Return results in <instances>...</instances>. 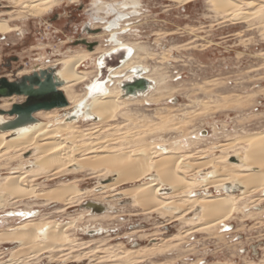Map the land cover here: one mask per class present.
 Segmentation results:
<instances>
[{"label":"rangeland","instance_id":"374dc122","mask_svg":"<svg viewBox=\"0 0 264 264\" xmlns=\"http://www.w3.org/2000/svg\"><path fill=\"white\" fill-rule=\"evenodd\" d=\"M94 1L64 0L52 10L36 16L22 4L12 5L2 0L0 19L9 18L13 32L6 36L0 34V77L17 79L23 76L22 71L31 74L40 66L50 65V61L60 70L62 65L56 63L57 59L64 57L63 54L74 56L79 51L83 54L95 52L101 41L105 44L104 30L101 33L99 28H92ZM111 1L114 2H103ZM138 1L141 2L139 14L131 17L133 20L127 24L133 28L127 30L126 37L129 36L130 43L141 42L145 51H149L147 55L145 52L140 54H145L144 63L149 70L155 67L157 72L165 73L169 77L170 88L161 101L130 105L114 120L101 122L96 116L91 121L77 122L78 136L80 131L93 134L76 140L70 137L75 150L89 147V150L81 152L83 155L79 153L77 163L72 166L59 171L46 166L47 169L37 163L36 149L17 153L14 161L7 156L0 158L1 184L5 183L2 178L12 174L32 176L26 183L32 191L30 196L22 197L0 189V235L24 229L29 223L43 226L37 231L41 236L46 226H73L67 229L72 242L65 245L48 242L51 245L42 244L40 251L28 247L29 244L22 240L0 241V264H264V190L244 197L240 206L245 208L234 211L224 224L208 225L202 216L203 208L194 206L191 201L183 202L181 207L176 201L169 204L172 208L167 205L149 212L138 206L128 192L123 193V190L146 180H156L159 176L155 172L144 178L145 181L120 183L117 170L94 165L100 156H110L120 150L128 152L141 145H150L156 150L155 146L161 143L169 149L179 141V146L187 145L176 151L187 155L184 165L188 167L217 157L216 161L226 165V162L243 157L246 144L239 140L250 133L264 131V0H242L244 11L241 10V16L244 18L241 23L225 17L226 13L212 6L208 0L188 4L170 0ZM80 40L98 45L90 51L86 45L77 44ZM83 69L93 70L94 66L86 65ZM91 81L78 85V95L87 91L86 85ZM5 99L9 98H3L0 105ZM20 101L18 98L17 102ZM64 113L59 112V115ZM36 117L40 122L45 121ZM56 117L60 119V116ZM198 134L208 138H194ZM230 144L235 147L232 149ZM230 154L238 156L228 159ZM22 159L26 160L23 168L20 167ZM212 169L208 166L197 177L201 179ZM195 172L196 167L189 168L188 177L195 176ZM65 183L84 194L76 193L70 200L50 199L43 195L45 191ZM170 184L164 182L159 193L171 194L173 187ZM205 187H199L196 194H204ZM244 189L236 185L231 193L241 194ZM208 190L211 195L226 193L224 189L217 190V184L209 185ZM90 203L104 204L107 211L93 212ZM13 211H27L35 216L28 218L27 222L20 214V217L11 215Z\"/></svg>","mask_w":264,"mask_h":264},{"label":"bare ground","instance_id":"6f19581e","mask_svg":"<svg viewBox=\"0 0 264 264\" xmlns=\"http://www.w3.org/2000/svg\"><path fill=\"white\" fill-rule=\"evenodd\" d=\"M6 1H8L12 5L22 4L24 6V8L25 7L28 8L29 10L32 11L33 15L37 16V15H40L41 13L52 10L58 3H61L64 0H25V1H23V0H6ZM116 1H118V0H116ZM170 1L179 2L182 4H188V3L194 2L196 0H170ZM208 1L212 4V6L218 8L220 10H223L226 13L225 17L231 18L235 23H241V19L244 18V16H241V10H242L241 6L244 3V1H242V0H208ZM250 1H252V0H250ZM247 2L249 4V1H247ZM255 2H257V1H255ZM255 2H253V3H255ZM131 3H132L131 7L133 8L134 11L127 14V13H123V11L120 10L122 8L126 9V8L130 7V6L126 5L124 2L119 1V2H112V3H106V4L105 3L103 4L101 1H94L93 2V9H95V10H94V15L92 16V20H93V25L96 24L94 26V28L100 29L102 27V25H104L102 29L104 30L103 32H105V36L107 37L105 39V44H107L109 47L107 45H105L103 41H101L100 45L95 48V52H86V54L85 53L83 54V53H81V51H79L74 56H70L66 53V54H63L64 57L62 59H57L58 62L56 64L62 65L60 70H58V74H59L60 78L64 81V84L59 87V90H61L66 95V97L68 98V100L70 102L69 105L66 107H62V108H54L51 110H45V111L37 112L35 114V116H38L39 118H41L45 121L40 122V120H39L38 123L31 125V126H28V127L24 128L23 130H21L20 133H18L16 136H12L11 131H8V132L0 131V158L3 156H7V157H9V160L14 161V158L15 157L17 158V156H15V155H18L17 153L24 154L29 150L36 149L35 154L37 155V159L39 160L37 162L38 164L40 163V165H42V166L51 167L50 168L51 170L55 169V170L59 171V169H62L64 167H69V166L76 164L77 163L76 157L79 155V153L81 155H83L81 152H85V151L89 150V147L79 149V150H75V147L73 146V144H70L71 142H73V141H71V142L69 141L71 139L70 137H72V140H76L77 138L80 139V137L81 138L82 137L88 138L89 135L93 134V133H84L83 131L82 132L80 131L79 136H78L79 131L76 134V129H75V126H76L75 124L77 122H79L80 120L91 121L96 116L99 117V121L106 122V121H109L112 119L114 120V118L118 115V113L120 114L122 111H123V113H125L124 109L130 105L138 104V103L144 102V101H146L147 103L155 104V103L161 101L160 99L164 96L165 92L170 88L168 86V78L169 77L167 75H165V73L162 74L161 72H157L155 70V67L153 69L151 68L149 70L148 67L146 66V64L144 63L145 59H146L145 54L147 55V53H149V51L148 52L145 51V48L140 45L141 42L137 43L138 42L137 41L136 43H134V42L130 43L128 41V38H127L129 36L127 35V37H126L127 29L122 30V28H127V27L130 29L133 28V26H129L127 24L133 20V18H131V17L138 16V14H139L138 9L140 8V4H139L140 1L131 0ZM0 4H2V0H0ZM99 4L102 5V8L97 7ZM250 5H251V3H250ZM262 6H264V4H262ZM119 7H120V9H119ZM242 11H244V10H242ZM256 12L258 13V11H256ZM242 13L244 14V12H242ZM253 13H255V12H253ZM101 14H104V15L101 16ZM117 14L120 15L121 18L113 19ZM9 23H10L9 18L8 19H0V34L2 36L12 34L13 28H11ZM121 26H122V28H121ZM122 34H125V35H122ZM92 41L93 40H89V42H92ZM125 47H130L133 49L132 57H130L128 60H126V62L122 66L117 67L111 71V73L109 74V77H108L109 78L108 82H105V81L99 79V77H100V69H99V64H100L99 58H100V56H102V54L108 53V52L115 50L117 48H125ZM142 52L143 53L145 52V54L140 55ZM96 58H97V61H96L97 66L95 65L93 70H88V69L84 70L83 69V67L86 65L90 66L91 64H94ZM164 59H166V58H164ZM90 60L92 61L91 64H86ZM51 62L52 61H50V65H46L44 67L40 66L39 68L45 69V68H48V66L51 67L52 66ZM44 65H45V63H44ZM135 68H142V70L144 71L145 77L150 79L153 82L152 86H151V90L144 97L124 98L122 96V89L120 87V84L123 80L128 79V78H132V76L134 75V69ZM26 73H27V71H22L21 75L26 74ZM86 80H92V81L88 85H86L87 91H85L81 95L80 94L78 95V93H77L78 85L85 83ZM18 98H20V97L14 96L12 98L5 99V100L11 101L12 103L4 100L2 105H0L1 106L0 109L9 110L8 109L9 106L11 104L17 102ZM2 99H0V101ZM20 99L23 100L24 97H21ZM140 99H144V100H140ZM136 100H138V101H136ZM62 111L65 112L64 115H59V112H62ZM167 112H170V111H167ZM75 115L77 117L73 119L72 117ZM162 115H164V114H162ZM56 116H60V119H56L57 118ZM127 118H129V117L127 116ZM128 121L130 122L131 119ZM107 125H109V124H107ZM93 129H95V128H93ZM164 129H165V127H164ZM166 131L168 132L167 128H166ZM213 131H214V129H213ZM66 133H69L70 135L65 136ZM194 138L202 140V139H206L208 137H203V136L198 134V136L196 137V135H195ZM190 140H192V139L190 138ZM195 141H197V140H195ZM239 141H244V143L246 144L245 145L246 147L244 150L245 154H243V157L238 158L236 161L226 162L225 163L226 165L221 164L222 162L220 163V162L216 161V159H218V157L215 160L208 158L209 160L206 159L205 161L200 162L199 165H197V166H194V165L191 166L194 169L196 167V171H197V173L195 172L196 175L193 177H188V175H187L189 168H191V167H188V165L186 166V164L184 165V161H185L184 157L186 154L182 155L176 151L179 149H184L183 147L187 146L186 144H184V145L181 144V146H179L180 141L175 142L173 145L169 146V149L167 148L165 143L164 144L159 143L160 145H156L155 146L156 150H153V147L150 145H141L140 144L141 146H139V147L136 145L138 148L135 150H132V151L127 152L124 150H120V151H118V153H115V154L113 153L110 156H108V155L100 156L94 162V165L95 166H102V167L103 166L110 167V168H114L115 170H117V172H119V182L120 183L132 181V180H141V179H143L145 181L144 178L151 176L155 172L156 175L159 176V178H157L156 180H148V181L146 180V182H143L137 186H134L130 189L123 190V193L128 192L127 193L128 195H131L134 197L135 202L139 204L138 206L141 205L143 208H145L149 212L150 211L155 212L156 210H161L162 208H164L165 206H167L171 203L175 204L176 201H177V204L179 207H181L183 205V202L191 201V202H193L194 206H199V207L203 208V210H202L203 215L202 216H203V218L206 219L208 225L224 224L226 222V220L233 214L234 211H238L244 207V206L243 207L240 206V202L243 200L244 197L248 196L249 194H253L255 192L257 193L259 191L264 190V131L250 133V134L244 136ZM152 142H154V141H152ZM173 142H174V140H173ZM139 143H141V142H139ZM192 143L194 144V142H192ZM237 143H239V142L237 141ZM187 144H188V142H187ZM75 146L78 147L80 145L78 144V146L77 145H75ZM229 146L232 149L235 147V145H231V144ZM189 149H192V148H189ZM208 156H210V155H208ZM237 156L238 155L233 154L231 156H228V159L231 157H237ZM33 158H34V156H33ZM187 158L189 159V157H187ZM228 159H226V160H228ZM6 160H8V159H6ZM89 161L87 160V163H89ZM29 162L30 161H28L27 163L29 164ZM189 162H190V160H189ZM25 163H26V160L24 162L22 159V163H20L21 166L20 165L19 166L21 168H23ZM90 164L93 165V163H90ZM187 164H189V163H187ZM42 166H41V168H45ZM87 166H89V165L87 164ZM208 166L213 168L212 171H208L206 173L207 174L206 176H203L201 179H199V177H197V175L201 174V172H202L201 170L207 169ZM3 168H4V166H3ZM254 168H258V170H254ZM47 169H45V170H47ZM19 170H22V169H19ZM38 170H39V168H38ZM41 170L45 171L44 169H41ZM81 170H83V169L81 168ZM32 171L33 170H31V172ZM71 171L72 170H70V172ZM17 172H19V171H17ZM50 172H52V171H50ZM193 172H194V170H193ZM212 172H215V175ZM38 174H39V172H38ZM52 174H51V176H53ZM25 175H26L25 173H22L19 175L12 174V175L7 176L6 178H2V179H5V183L4 184L0 183V189H2V190L4 189L8 192H11V194H14V193L20 194V195H22V197L23 196H30L32 191H30V189L27 188V186H28L27 182L29 181L27 178L32 177V176L28 177ZM54 176L56 177L57 175H54ZM164 182H171L170 185L173 187V191L171 194L166 195V194L159 193L160 189L162 188L161 185ZM30 183H31V181H30ZM212 184H217V190L224 189L226 191V193L225 194H218V195L209 194L208 193L209 192V190H208L209 185H212ZM3 185H5V187H3ZM236 185L245 187V189L242 191L241 194L231 193L235 189ZM201 186H207V188L205 187V191H204L205 193L201 194V192H200V195H197L196 194L197 189H199V187H201ZM30 188H31V186H30ZM76 193H80V194L83 193L84 194L83 191H81L79 189L75 190L73 187H70L68 184L65 183L64 185H61V187L45 191V193L43 195L47 196L50 199H58V200L59 199H62V200L67 199V200H70V199H73V197ZM184 196L186 198H184ZM38 199H40V198H38ZM15 200H17V199H15ZM49 201H51V200H49ZM49 201H48V203H50ZM46 202H47V200H46ZM52 202H53V200L51 201V203ZM54 202H56V201H54ZM64 203H67V202H64ZM253 203H254V201H253ZM255 203H257V202H255ZM242 204H244V203H242ZM248 204H247V207H248ZM178 206H176L177 210H178ZM170 207L172 208V206H170ZM182 210H183V207H182ZM188 210H190V209H188ZM191 211H192V209H191ZM194 211H195V209H194ZM162 213H164V212H162ZM183 213H184V211H183ZM10 214L13 216L14 215L19 216V214H20V216L24 217L26 220L28 218H31L32 216H35V215H33V213L27 212V211H25V212L24 211H21V212L13 211ZM173 217H174V215H173ZM31 221H32V219H31ZM27 222H28V220H27ZM196 222H194V223H196ZM199 223H200V225H203L202 224L203 222L202 223L199 222ZM34 224L35 223H29L24 229H21L18 231H14V232H10V233L4 232L3 234L0 235V241H3V243H4L5 241L6 242H15V241L17 242L19 240H22L23 243L29 244L28 247L31 246V248L35 251L42 250L43 249L42 244L47 243V245H51V244H48V242H51L52 244L58 243V244H62V245H65L68 242L69 243L72 242V240L69 238V235L67 233V229L70 227V224H65V225L60 226V227L59 226L58 227L46 226V227H44L45 233L41 232V234H43L42 236L39 235L37 233V231L39 230V228H42L43 226L38 227L39 224L38 225H37V223H36V225H34ZM183 224H185V223H183ZM72 227H70V229ZM208 228H209V226H208ZM208 228H207V230H208ZM211 228H213V227H211ZM47 245L45 247H47ZM20 248H22V247H20ZM145 251H147V250H145ZM154 252H156V251H154ZM14 253H15V251H14ZM147 254H148V252H147ZM147 254H146V256H147ZM85 256L86 255H84V257ZM118 256H120V255H118ZM8 264H13V263L11 262ZM214 264H224V263H214Z\"/></svg>","mask_w":264,"mask_h":264},{"label":"water","instance_id":"95a60500","mask_svg":"<svg viewBox=\"0 0 264 264\" xmlns=\"http://www.w3.org/2000/svg\"><path fill=\"white\" fill-rule=\"evenodd\" d=\"M115 18L119 19L121 16L117 14L113 19ZM99 30L102 32L103 29ZM77 44L86 45L90 51L98 45L88 43L86 40H80ZM132 55L133 49L130 47L117 48L102 54L99 58V79L108 82L111 71L122 66ZM152 83L145 77L142 68H135L132 78L125 79L120 84L122 96L124 98L144 97L151 90ZM63 84L64 81L60 78L55 66L25 74L17 81L0 78V99L14 96L27 98L25 103H14L9 110H0V131H11L12 136H16L24 128L39 122L35 116L37 112L68 106L70 103L68 98L59 90ZM31 102L33 103L30 104ZM76 117L75 115L72 118ZM89 207L93 212L107 211V206L101 203H90Z\"/></svg>","mask_w":264,"mask_h":264},{"label":"flooded vegetation","instance_id":"af4514ba","mask_svg":"<svg viewBox=\"0 0 264 264\" xmlns=\"http://www.w3.org/2000/svg\"><path fill=\"white\" fill-rule=\"evenodd\" d=\"M95 1H101L103 4H104V2H103V0H95ZM114 2H119V1H121V2H124L126 5H128V6H130V7H128V8H126V9H120V7H119V9L121 10V11H123V13H127V14H129V13H131L132 11H134L133 10V8L131 7L132 6V3H131V0H118V1H116V0H113ZM106 3H112V1L111 2H105V4ZM141 3V2H140ZM98 8H102V5L101 4H99L98 6H97ZM94 10L95 9H93V11H92V15H94ZM102 16V15H101ZM129 20V19H128ZM96 25V24H95ZM95 25H93V29H94V26ZM103 26L104 25H102V27L101 28H103ZM121 28H122V26H121ZM96 29V28H95ZM129 30L130 28H122V30ZM110 35V34H109ZM121 36V35H120ZM107 45V44H106ZM108 46V45H107ZM109 47V46H108ZM100 56V55H99ZM98 56V57H99ZM95 65H96V63H94V64H92V67L94 66L95 67ZM97 66V65H96ZM49 67V66H48ZM40 69V68H39ZM44 69V68H43ZM23 75H25V74H23ZM22 77V76H21ZM21 77H19V78H17V79H13V80H11V81H17V80H19ZM0 78H3V77H0ZM6 78V77H5ZM10 80V79H9ZM21 98V97H20ZM27 101V98H25L24 97V99L23 100H21L19 103H25ZM18 103V102H17ZM33 102H31L30 104H32Z\"/></svg>","mask_w":264,"mask_h":264},{"label":"crops","instance_id":"0c3cea01","mask_svg":"<svg viewBox=\"0 0 264 264\" xmlns=\"http://www.w3.org/2000/svg\"><path fill=\"white\" fill-rule=\"evenodd\" d=\"M104 53V52H103Z\"/></svg>","mask_w":264,"mask_h":264}]
</instances>
